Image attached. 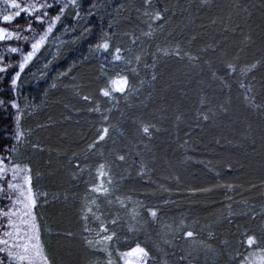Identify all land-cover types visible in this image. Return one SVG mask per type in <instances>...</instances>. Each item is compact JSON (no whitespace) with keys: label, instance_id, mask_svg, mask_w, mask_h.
I'll return each instance as SVG.
<instances>
[{"label":"trees","instance_id":"1","mask_svg":"<svg viewBox=\"0 0 264 264\" xmlns=\"http://www.w3.org/2000/svg\"><path fill=\"white\" fill-rule=\"evenodd\" d=\"M92 3L102 6L89 20L93 35L75 44L56 41L46 45L51 52L44 51L43 57L55 55L57 45L62 55L39 83L22 74L25 82L17 99L23 109L21 125L26 138L22 144L14 139L16 110L9 103L16 98L10 78L18 67L0 82V88L5 89L0 91V98L5 100L0 105V154L17 145V161L32 167L34 191L48 193L46 198H38L34 211L49 255L54 264H106L105 254L84 247L81 219L86 203L97 211L90 204L97 194L88 188L95 180L98 163L103 162L113 179L109 186L112 203L99 197L98 214L106 221L119 216L114 228L117 239L111 245L117 264L123 262L118 260L116 249L126 251L137 240L160 249L155 253V264H189V260L191 264H235L227 251L221 253L222 242L228 241V251L244 253L246 246L239 243L243 232L258 237L264 234V110L249 106L238 86L239 77L222 84L212 73L222 76L228 62L243 67L260 61L245 83L255 101L264 103V0H153L156 8L167 5L169 12L163 27L153 23L152 37L142 34L149 30L142 16L143 0H81V11L86 12ZM120 3L126 7L119 15L114 14L113 21L109 13ZM110 21L113 27L108 29ZM65 23L75 21L65 17ZM101 29L109 32L114 46L125 49L122 54L133 60L132 67L136 66L133 58L137 54L149 63L156 61L155 69L141 64L139 77L127 73L139 91L127 100L120 99L118 106L98 95L103 72H111L110 66L101 69L104 61L100 54L89 51ZM76 35L64 39L71 41ZM133 37L137 38L136 45L131 43ZM177 46L181 58L158 55L160 48ZM24 47L30 50V45ZM43 57L30 65L32 71L42 68ZM11 59L20 56L13 54ZM74 64L72 72L56 79ZM153 72L155 81L151 80ZM140 79H144L143 85ZM53 80L55 89L50 88ZM83 95L92 96L93 104L84 101ZM96 105L108 115L107 123L100 113L88 111ZM203 115L209 119L205 121ZM145 124L151 126V138L140 130ZM105 126L109 136L94 151H86L98 129ZM121 154L124 161L117 159ZM73 160L84 171H77ZM226 183L235 189L228 192L218 186ZM202 188L211 191H199ZM117 196L127 208L119 206ZM149 208L157 210V220L148 215ZM132 209L138 213L136 226L140 231L128 230V224L133 223ZM229 211L234 214L231 224L225 219ZM181 221L196 230L211 224L217 236L211 242L213 250L191 249L192 256L182 261L180 257L187 254L190 245L179 231H172ZM88 223L98 230V222L90 218Z\"/></svg>","mask_w":264,"mask_h":264},{"label":"snow or ice","instance_id":"2","mask_svg":"<svg viewBox=\"0 0 264 264\" xmlns=\"http://www.w3.org/2000/svg\"><path fill=\"white\" fill-rule=\"evenodd\" d=\"M206 2L207 0H205ZM143 4L142 16L145 18L144 23L148 25L149 30L142 34L145 37H152L153 23H156L157 27H163L169 8L167 5L162 9L156 8L153 0H143ZM100 7L102 6L92 3L86 12H82L81 0H0V47H2V50H0V82L8 76L10 70L18 67V71H15L10 78V88L16 98L9 101L11 108L16 110L14 139L17 144L24 143L26 138L21 125L23 109L17 103L21 86L25 82L22 80V74L30 76L37 83L44 79L47 76V69L62 55L61 48L57 45L55 55H50V58L43 57L44 51L51 52V49L46 48V45L49 43L55 44L56 41H59L60 44H75L88 39L94 33V26L89 24V20L99 14ZM112 7L113 11L109 15L113 16L114 21V14L119 15L126 6L120 3ZM69 9H71V12H69ZM137 11L141 12V9H137ZM65 17L71 18L75 23L66 24ZM139 18L137 17V19ZM101 19H103V16H101ZM113 21L108 23V29L113 27ZM60 26H63L62 30L58 31ZM73 33L77 34L73 40L64 39ZM131 43L136 45L137 38L133 37ZM24 45H30V50H26ZM89 51L90 54H100V58L104 61L100 65L102 70L107 66L111 67V72H103L104 83L99 87L98 95L106 98L113 106H118L120 99L127 100L128 97L139 91V88L130 82L127 73L130 72L139 77L141 64L145 68L152 67L155 69L156 66L155 59L149 63L142 55L137 54L133 58L136 66L132 67L133 60H129L122 54L125 49L114 46L109 32L104 29L100 30L98 41L93 47H90ZM13 54H19L20 59L12 60L11 56ZM159 54L163 56L175 55L181 58V49L179 46L171 49L160 48L158 49ZM6 57H9V59H6ZM41 57L45 60L42 68H39L38 71H32L30 65ZM190 59L198 60L199 57H190ZM259 63L260 61H254L239 67L236 63L228 62L222 76H218L216 72H213L212 75L214 78L219 79L222 84H227L228 78L237 79L239 77L238 86L243 90L244 99L250 101L249 106L264 110V103L255 101L251 88L245 83L248 74L256 69ZM73 67H76V65L69 67L66 72L58 73L56 79L67 76L68 73L72 72ZM26 70H28L27 73ZM156 79L157 76L153 72L151 80L155 81ZM139 83L143 85L145 83L144 79H140ZM56 87V80H53L50 88L55 89ZM0 91H5V89L0 88ZM116 94H119V99ZM45 95H47V92H45ZM81 98L89 105L93 104L92 96L83 95ZM203 103L202 100L201 104L203 105ZM4 104L5 100L0 98V105ZM88 111L100 113L102 120L107 123L109 117L107 114L101 113L98 105L89 107ZM107 111L110 113L112 108L109 107ZM202 119L206 121L209 117L203 115ZM150 129L151 126L145 124L141 126L140 130L144 136L151 138ZM108 136L109 127L105 126L98 129L96 138L87 145L86 151H94L97 144L105 141ZM16 155H18L17 145H13L0 154V264H54L43 240V233L38 223L37 214L34 211L38 206V198L40 196L46 198L48 193L34 191L32 167L29 164L18 162L15 158ZM76 159H79V157H76ZM117 159L124 161L125 155H118ZM71 163L77 171H84L75 160ZM229 172H231L230 168ZM141 174L143 175V173ZM74 178L76 177L74 176ZM111 185H113L111 170L105 163H98L95 169V180L88 188L89 192L97 194L96 199L90 201L91 205L96 206L97 211H93L89 203L85 204V210L81 216L84 221L82 238L84 247L87 250L105 254L106 264H117V261L113 260L111 245L117 239V232L114 228L119 222V216H112L110 220L106 221L101 214H98L100 205L97 203V199L101 196L104 197L107 203H112L109 198L111 196L109 186ZM218 186L224 187L228 192H232L236 187L227 183ZM252 187H255V185L253 184ZM199 191L208 192L211 189L202 188ZM115 199L121 208H127V204L123 199L118 196ZM228 207L231 209V205ZM147 211L152 220L158 219L157 210L149 208ZM137 215L136 210L132 209L131 220L133 223L128 224L129 232L141 230L136 226L139 223L136 220ZM233 215L229 211L225 217L230 224ZM261 215L264 218V213ZM90 218L98 222V230L89 226ZM250 219L255 221V215H251ZM166 228L171 229V226H166ZM172 231H179L181 238L190 245L187 254L181 255L180 259L182 261L189 260V257L193 254L191 249L213 250L211 242L217 239L216 232L211 224L206 225L204 229L196 230L181 221L179 228ZM84 233H87V235H83ZM241 235L243 238L240 239L239 243L246 246L244 253L228 251L226 248L227 240L222 242L224 247L221 248V253L227 251L229 258L235 261V264H264V234L258 237L255 233L246 231ZM165 243H171V241L165 240ZM158 251H160L158 247L150 248L147 241L142 244L139 240L126 251L116 249L118 260L122 261L123 264H155V253ZM96 264H99V262L97 261ZM189 264H191L190 260Z\"/></svg>","mask_w":264,"mask_h":264},{"label":"rangeland","instance_id":"3","mask_svg":"<svg viewBox=\"0 0 264 264\" xmlns=\"http://www.w3.org/2000/svg\"><path fill=\"white\" fill-rule=\"evenodd\" d=\"M17 158H18V157H17ZM127 207H128V206H127ZM136 220H137V218H136ZM205 257H206V256H205ZM195 258H196V257H195ZM197 258H198V257H197ZM197 258H196L197 261H199L198 259H200V261L203 262V261H202L203 259H201V258H198V259H197ZM210 264H212V263H210Z\"/></svg>","mask_w":264,"mask_h":264},{"label":"bare ground","instance_id":"4","mask_svg":"<svg viewBox=\"0 0 264 264\" xmlns=\"http://www.w3.org/2000/svg\"><path fill=\"white\" fill-rule=\"evenodd\" d=\"M77 48V47H76ZM92 60V59H91ZM36 90V89H35ZM26 137V136H25ZM29 138V137H28ZM10 139V138H9ZM30 142V141H29Z\"/></svg>","mask_w":264,"mask_h":264}]
</instances>
